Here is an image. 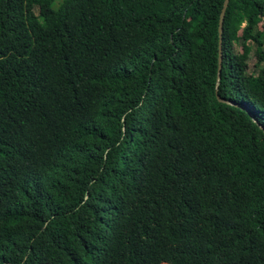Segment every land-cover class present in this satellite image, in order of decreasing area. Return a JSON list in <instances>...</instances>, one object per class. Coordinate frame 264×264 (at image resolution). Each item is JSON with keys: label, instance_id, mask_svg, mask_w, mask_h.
<instances>
[{"label": "trees", "instance_id": "1", "mask_svg": "<svg viewBox=\"0 0 264 264\" xmlns=\"http://www.w3.org/2000/svg\"><path fill=\"white\" fill-rule=\"evenodd\" d=\"M222 4L0 0V264H264V0L215 94Z\"/></svg>", "mask_w": 264, "mask_h": 264}, {"label": "water", "instance_id": "2", "mask_svg": "<svg viewBox=\"0 0 264 264\" xmlns=\"http://www.w3.org/2000/svg\"><path fill=\"white\" fill-rule=\"evenodd\" d=\"M228 0H223V4L219 13V18H218V23H217V69H216V81H215V94L217 93V85H218V80H219V73H220V68H221V61H222V56H221V30H222V18L223 14L225 11V8L227 6ZM217 101L219 102H224L221 100L218 96H216Z\"/></svg>", "mask_w": 264, "mask_h": 264}]
</instances>
